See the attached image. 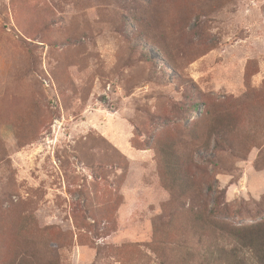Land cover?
<instances>
[{"label": "rangeland", "instance_id": "374dc122", "mask_svg": "<svg viewBox=\"0 0 264 264\" xmlns=\"http://www.w3.org/2000/svg\"><path fill=\"white\" fill-rule=\"evenodd\" d=\"M262 219L264 0H0V264H258Z\"/></svg>", "mask_w": 264, "mask_h": 264}, {"label": "trees", "instance_id": "16d2710c", "mask_svg": "<svg viewBox=\"0 0 264 264\" xmlns=\"http://www.w3.org/2000/svg\"><path fill=\"white\" fill-rule=\"evenodd\" d=\"M219 194L221 195V191H219ZM215 210L220 213L224 212L225 208H215ZM258 224L261 227H264V219H262V221H260ZM221 230L223 231V229ZM262 239L264 240V234L262 235ZM213 257L215 264H245V255L242 254V250L236 247H230L225 243H220L218 246L215 247L213 251ZM205 260H207V257L204 259V261ZM257 260L258 264H264V241L262 248H260L259 250Z\"/></svg>", "mask_w": 264, "mask_h": 264}]
</instances>
